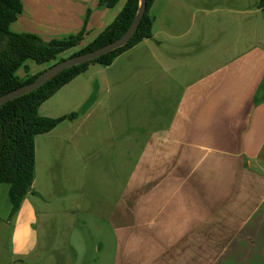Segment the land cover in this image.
<instances>
[{"label":"crops","instance_id":"0c3cea01","mask_svg":"<svg viewBox=\"0 0 264 264\" xmlns=\"http://www.w3.org/2000/svg\"><path fill=\"white\" fill-rule=\"evenodd\" d=\"M125 1L21 0L9 29L44 41L82 31L52 65ZM258 1L154 0L151 37L40 104L41 116L77 115L35 136L31 189L12 214L0 182V264H264ZM29 61L17 75L37 72ZM28 229L36 246L18 255Z\"/></svg>","mask_w":264,"mask_h":264},{"label":"trees","instance_id":"16d2710c","mask_svg":"<svg viewBox=\"0 0 264 264\" xmlns=\"http://www.w3.org/2000/svg\"><path fill=\"white\" fill-rule=\"evenodd\" d=\"M154 0H145V11L131 38L122 46L88 62L62 69L34 90L6 101L0 106V182L7 183L10 214L14 213L24 195L30 191L34 178V138L47 132L64 119H72L77 112L56 118L41 116L40 104L61 86L83 72L90 63L108 65L112 60L140 40L152 36V18L148 9ZM117 0H98L99 5L112 7ZM139 0H126L120 12L91 42L69 57L94 50L118 39L131 25ZM258 7L264 8V0ZM21 0H0V97L34 81L46 68L20 77L16 71L28 69L27 60L43 64L55 60L66 49L78 44L82 31L64 38L44 41L34 33H17L9 29L21 12ZM68 58V57H67ZM63 60L59 58L56 62Z\"/></svg>","mask_w":264,"mask_h":264},{"label":"water","instance_id":"95a60500","mask_svg":"<svg viewBox=\"0 0 264 264\" xmlns=\"http://www.w3.org/2000/svg\"><path fill=\"white\" fill-rule=\"evenodd\" d=\"M145 7H146L145 0H139L138 8H137L136 14L133 18L131 25L118 39L104 46L98 47L94 50L65 58L61 61H58L50 65L34 81L2 95L0 97V106L8 100H11L19 95H22L24 93L34 90L35 88L40 86L45 80L49 79L51 76H53L54 74H56L57 72L61 71L62 69L66 67H69L75 64L88 62L103 54H106L112 51L115 48H118L124 45L131 38L134 31L136 30L141 20V17L145 11Z\"/></svg>","mask_w":264,"mask_h":264},{"label":"clouds","instance_id":"9594fccd","mask_svg":"<svg viewBox=\"0 0 264 264\" xmlns=\"http://www.w3.org/2000/svg\"><path fill=\"white\" fill-rule=\"evenodd\" d=\"M36 222V217L33 214L31 223ZM37 239L38 235L35 230L28 229V231L20 238L19 246L14 247L13 251L18 255H27L35 248Z\"/></svg>","mask_w":264,"mask_h":264},{"label":"rangeland","instance_id":"374dc122","mask_svg":"<svg viewBox=\"0 0 264 264\" xmlns=\"http://www.w3.org/2000/svg\"><path fill=\"white\" fill-rule=\"evenodd\" d=\"M66 55H68V52L67 51L65 53H62V56H66ZM29 62H31V61H29ZM50 64H51V62L44 63V64H36V63L32 62L31 67L30 66L29 67H30V70L31 71H36V70L38 71V70H42L44 68H47ZM20 72L22 73V70L21 69H18L17 70V73H20Z\"/></svg>","mask_w":264,"mask_h":264}]
</instances>
